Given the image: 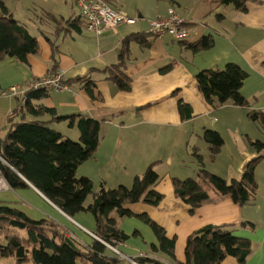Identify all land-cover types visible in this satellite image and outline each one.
Returning <instances> with one entry per match:
<instances>
[{"label":"crops","instance_id":"1","mask_svg":"<svg viewBox=\"0 0 264 264\" xmlns=\"http://www.w3.org/2000/svg\"><path fill=\"white\" fill-rule=\"evenodd\" d=\"M2 1L37 39L38 48L27 62L14 57L0 61V90L18 85L21 91L0 97V137L7 132L8 119L20 109L28 85L62 70L65 80L72 81L71 89L48 91L47 97L33 103L55 108L57 116L83 115L101 123L98 150L79 166L74 179L91 182L93 192L102 184L111 189L132 188L135 178L155 164L160 178L155 189L163 194V200L158 206L140 202L126 208L148 216L168 240L175 241L174 248L171 250V244L161 247L154 228L143 219L120 218L114 213L128 238L113 246L116 252L107 246L108 254L118 257L120 264H184L192 233L208 225H227L225 230L233 237L250 240L251 251L243 263L227 256L220 264H264V149L260 153L249 142L264 144V131L250 120L249 109L232 104L213 108L196 80L200 71L237 65L247 73L241 93L251 102L250 109L264 114V0H247L240 10L218 0H108L136 23L121 24L101 35L86 28L74 0ZM171 7L188 21L189 37L183 42L149 33V21L165 15ZM127 37L132 40L125 71L132 88L123 91L104 80L102 72L120 62ZM204 38L213 41L212 47L192 52L191 45ZM84 77L87 81L73 82ZM90 82L95 84L92 95L86 88ZM181 102L189 105L182 113ZM50 126L66 138L79 140L78 128L69 127V121L54 120ZM208 130L224 140L215 158L203 139ZM195 153L203 158V164ZM259 157L257 193L245 205L210 189L209 199L192 213L191 205L175 194L174 179L197 180L204 170L230 182L239 179L247 165ZM0 161L9 165L1 156ZM26 183L27 188L14 189L0 172V203L33 220L55 221L86 246L96 240L97 221L92 213L70 216ZM90 202L92 196L87 198Z\"/></svg>","mask_w":264,"mask_h":264},{"label":"trees","instance_id":"2","mask_svg":"<svg viewBox=\"0 0 264 264\" xmlns=\"http://www.w3.org/2000/svg\"><path fill=\"white\" fill-rule=\"evenodd\" d=\"M224 5H234L243 9L247 0H218ZM58 34V31H56ZM59 35V34H58ZM138 36L135 40H138ZM132 38L127 37L122 45L121 60L102 72L103 79L116 84L123 91H130L132 82L125 71L130 55ZM213 41L204 38L191 45L192 52L198 53L211 48ZM37 39L20 24L7 4L0 0V61L14 57L20 62H27L28 56L36 52ZM57 53L55 47L54 50ZM56 67L52 71H55ZM53 73V72H52ZM247 73L237 65H228L224 70L207 69L196 77L200 92L206 102L217 109L232 104L249 109V118L264 131V114L250 109L251 102L241 93ZM87 77L73 82H85ZM71 85L72 81H65ZM92 95L95 84L86 85ZM44 91L26 92V101L8 119L5 136L0 137V156L9 167L0 161V172L14 189L27 188L26 180L36 187L63 212L74 216L79 212L92 213L97 221V237L115 246L128 238L113 218L116 213L120 218L139 217L148 222L155 230L161 247L171 244L161 227L148 216L136 215L126 208L127 204L143 202L158 206L163 194L155 189L160 178L151 165L148 170L134 180L132 188L120 186L114 189L102 184L98 192H93L91 182L74 179L77 169L91 159L98 150L101 136V123L83 115L70 117L57 116L55 108L35 105L33 100L47 97ZM189 108L184 102L179 104L180 112ZM51 116L50 120L43 119ZM69 121V127H77L79 140L66 138L53 129L50 123ZM210 146L212 158H215L224 144L221 135L215 131H206L204 138ZM261 153L263 143L249 141ZM203 164V158L195 153ZM261 157L250 162L239 179L227 182L223 178L199 172V179L183 182L174 179L175 194L191 205L193 213L196 207L209 199L210 189L222 195H229L235 203L245 205L254 199L258 185L255 180L256 164ZM21 175V176H20ZM24 178H23V177ZM26 179V180H25ZM92 196V202L87 198ZM227 225H208L192 233L187 241L186 263L184 264H220L227 256L236 257L243 263L251 251L250 240L235 238L225 230ZM78 247L73 248L67 239ZM143 263V260H139ZM118 257L108 254L105 244L93 240L85 245L55 221L49 219L33 220L23 211L0 203V264H120ZM183 264V263H180Z\"/></svg>","mask_w":264,"mask_h":264},{"label":"built area","instance_id":"3","mask_svg":"<svg viewBox=\"0 0 264 264\" xmlns=\"http://www.w3.org/2000/svg\"><path fill=\"white\" fill-rule=\"evenodd\" d=\"M80 10V15L88 30L101 35L105 32L115 31L121 24L134 25L136 19L125 15L121 10L113 8L108 0H74ZM188 21L180 16L174 7L168 9L163 16H158L149 21V33L154 37L162 38L170 35L175 41L183 42L189 37ZM65 75L62 70L50 73L44 77L34 79L24 93L28 91H60L71 89V85L65 82ZM20 86L13 85L8 89L0 90V97L5 95H19ZM26 101V96H23ZM95 237V236H94ZM103 242L105 246L114 247ZM116 252V251H115Z\"/></svg>","mask_w":264,"mask_h":264},{"label":"water","instance_id":"4","mask_svg":"<svg viewBox=\"0 0 264 264\" xmlns=\"http://www.w3.org/2000/svg\"><path fill=\"white\" fill-rule=\"evenodd\" d=\"M9 167H11L10 165H8ZM12 168V167H11ZM21 176V175H20ZM23 177V176H22ZM24 178V177H23ZM26 180V179H25ZM96 240H99V239H97L96 238ZM67 241L69 242V244L73 247V248H75V249H78V247H77V245L71 240V239H67Z\"/></svg>","mask_w":264,"mask_h":264}]
</instances>
